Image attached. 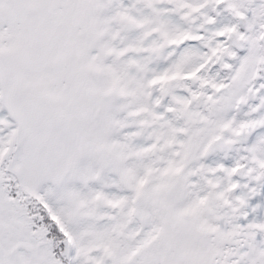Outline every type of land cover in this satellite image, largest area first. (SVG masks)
I'll return each mask as SVG.
<instances>
[{
	"label": "snow or ice",
	"instance_id": "1",
	"mask_svg": "<svg viewBox=\"0 0 264 264\" xmlns=\"http://www.w3.org/2000/svg\"><path fill=\"white\" fill-rule=\"evenodd\" d=\"M0 264H264V0H0Z\"/></svg>",
	"mask_w": 264,
	"mask_h": 264
}]
</instances>
